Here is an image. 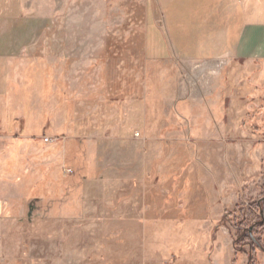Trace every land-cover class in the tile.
<instances>
[{
    "label": "rangeland",
    "instance_id": "rangeland-1",
    "mask_svg": "<svg viewBox=\"0 0 264 264\" xmlns=\"http://www.w3.org/2000/svg\"><path fill=\"white\" fill-rule=\"evenodd\" d=\"M151 4L54 0L10 71L0 264H264V61L151 59Z\"/></svg>",
    "mask_w": 264,
    "mask_h": 264
},
{
    "label": "crops",
    "instance_id": "crops-1",
    "mask_svg": "<svg viewBox=\"0 0 264 264\" xmlns=\"http://www.w3.org/2000/svg\"><path fill=\"white\" fill-rule=\"evenodd\" d=\"M55 15L54 0H0V102H10L4 109L12 103L10 71L15 64L28 68L30 61L20 67L23 57L35 51ZM149 15L145 52L152 43L151 59L206 63L209 69L264 61V0H156ZM157 42L165 44L163 58ZM6 120L4 129L12 132L10 116Z\"/></svg>",
    "mask_w": 264,
    "mask_h": 264
},
{
    "label": "built area",
    "instance_id": "built-area-1",
    "mask_svg": "<svg viewBox=\"0 0 264 264\" xmlns=\"http://www.w3.org/2000/svg\"><path fill=\"white\" fill-rule=\"evenodd\" d=\"M44 139H45V141H48V138L47 137H45Z\"/></svg>",
    "mask_w": 264,
    "mask_h": 264
}]
</instances>
